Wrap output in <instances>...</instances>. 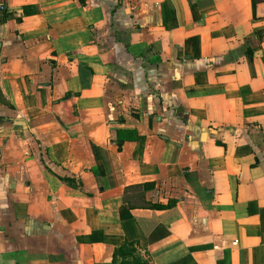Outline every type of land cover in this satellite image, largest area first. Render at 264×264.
Returning a JSON list of instances; mask_svg holds the SVG:
<instances>
[{"label": "crops", "instance_id": "obj_1", "mask_svg": "<svg viewBox=\"0 0 264 264\" xmlns=\"http://www.w3.org/2000/svg\"><path fill=\"white\" fill-rule=\"evenodd\" d=\"M126 241L264 264V0H0V264Z\"/></svg>", "mask_w": 264, "mask_h": 264}, {"label": "trees", "instance_id": "obj_2", "mask_svg": "<svg viewBox=\"0 0 264 264\" xmlns=\"http://www.w3.org/2000/svg\"><path fill=\"white\" fill-rule=\"evenodd\" d=\"M32 6L24 7V14L31 13L34 10ZM7 14V13H5ZM137 195L142 196L144 192L140 187H137ZM131 206H136L138 203H130ZM143 206V205H141ZM153 207L161 208V205H153ZM113 264H151L139 252L138 243L134 241H126L123 245L118 247L114 252Z\"/></svg>", "mask_w": 264, "mask_h": 264}, {"label": "built area", "instance_id": "obj_3", "mask_svg": "<svg viewBox=\"0 0 264 264\" xmlns=\"http://www.w3.org/2000/svg\"><path fill=\"white\" fill-rule=\"evenodd\" d=\"M1 9L3 10V11H5L6 9H5V6H1Z\"/></svg>", "mask_w": 264, "mask_h": 264}]
</instances>
